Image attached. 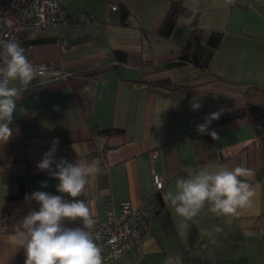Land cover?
Here are the masks:
<instances>
[{
	"label": "crops",
	"instance_id": "obj_1",
	"mask_svg": "<svg viewBox=\"0 0 264 264\" xmlns=\"http://www.w3.org/2000/svg\"><path fill=\"white\" fill-rule=\"evenodd\" d=\"M106 1L73 10L63 0L70 12H88L96 22L25 37L36 60H58L71 75L30 86L17 101L12 137L0 142V264H24L16 228L39 207L26 195H61L59 181L36 167L55 138L57 159L95 162L101 169L77 198L93 218L105 217L108 195L116 209L125 201L144 202L151 215L141 238L103 264H164L176 255L182 264H264V251L255 261L250 251L264 250V134L258 137L245 117L209 126L218 140L196 130L211 113L242 107L247 86L264 89V0H182L189 13L178 16L168 37L157 32L173 0ZM210 32H221L213 51ZM116 50L126 53L125 61L117 60ZM163 77L186 86L169 90L152 83ZM193 97H200L198 111L191 110ZM202 166L250 168L255 196L239 217L216 216L206 206L185 230L174 210L159 206L152 170L164 182L163 198L178 177Z\"/></svg>",
	"mask_w": 264,
	"mask_h": 264
},
{
	"label": "clouds",
	"instance_id": "obj_2",
	"mask_svg": "<svg viewBox=\"0 0 264 264\" xmlns=\"http://www.w3.org/2000/svg\"><path fill=\"white\" fill-rule=\"evenodd\" d=\"M36 77L37 69L25 50L14 40L0 39V142L3 144L13 135L9 125L13 122L17 101ZM14 81L20 86L13 85ZM190 106L191 110L198 111L200 97H193ZM219 116L220 112L206 116L196 126L197 132L218 140V134L210 131L209 125ZM58 145L59 139H53L36 167L59 181L56 190L61 195L44 191L26 195L25 200L35 201L39 207L28 211L16 228L15 239L18 247L24 249V264H103V248L92 231L95 220L85 200L77 199L84 195L89 178L98 175L101 169L95 162L57 159ZM253 176L250 168L242 166L215 171L202 166L187 177H178L174 189L167 190L163 199L182 218L185 230L206 206L216 216L239 217L243 210L252 207L255 190L249 180ZM42 187H47V183L43 182ZM64 194L71 199H65ZM66 221H79L80 226H67ZM214 231L221 233L223 229L217 226ZM164 264H182V256L166 257Z\"/></svg>",
	"mask_w": 264,
	"mask_h": 264
},
{
	"label": "built area",
	"instance_id": "obj_3",
	"mask_svg": "<svg viewBox=\"0 0 264 264\" xmlns=\"http://www.w3.org/2000/svg\"><path fill=\"white\" fill-rule=\"evenodd\" d=\"M117 5L112 4L111 9ZM96 20L88 12H70L63 0H0V39L16 41L24 50L29 60L37 69V77L31 84L63 82L71 75L58 60H36L35 46L26 43L29 34H45L50 29H61L68 24H92ZM61 47L66 48V41H60ZM116 148H106V152ZM152 180L155 190L163 187L159 173L152 170ZM92 229L99 237L97 243L103 248L106 260H116L132 243L139 240L149 228L151 215L146 204L122 202L116 209L113 198L108 195L105 199V217L95 219ZM75 226H80L76 221ZM74 226V227H75Z\"/></svg>",
	"mask_w": 264,
	"mask_h": 264
},
{
	"label": "trees",
	"instance_id": "obj_4",
	"mask_svg": "<svg viewBox=\"0 0 264 264\" xmlns=\"http://www.w3.org/2000/svg\"><path fill=\"white\" fill-rule=\"evenodd\" d=\"M121 9L124 12V15H127L128 11L126 10V6L121 5ZM188 13L189 11L184 6L182 0H173L158 29L157 32L158 35H160L161 37H168L172 28L175 26L177 22L178 16L187 15ZM193 21L192 24L194 23ZM196 35L197 33L194 31V36ZM220 37H221V32H210L208 38L210 50L213 51L217 47ZM115 55L119 62H123L126 59V53L122 50H116ZM152 83L155 85H160L169 90L179 89L186 86L181 82L173 81L168 77L155 79L152 81ZM244 117L247 118V120L252 124L256 135L258 137H262L264 134V89L263 88L252 85L247 86L243 93V106L236 110L220 113L219 119L212 121V123L209 126L219 123H224L230 120H235L238 118H244ZM104 131H106V133L114 132L111 129H106ZM160 190H156V195L159 206L163 207L166 204L160 194Z\"/></svg>",
	"mask_w": 264,
	"mask_h": 264
},
{
	"label": "rangeland",
	"instance_id": "obj_5",
	"mask_svg": "<svg viewBox=\"0 0 264 264\" xmlns=\"http://www.w3.org/2000/svg\"><path fill=\"white\" fill-rule=\"evenodd\" d=\"M108 1H110V0H108ZM108 1H106L107 4L110 3ZM64 2L66 4V6L69 7V9L71 8L73 10H75V9L77 10V9H79L77 7H82L81 9L86 10L85 8L90 7V6H102L104 3V0H64ZM65 26H67V25H65ZM250 251H251V258L253 261H255V260L260 259L258 251H261V254H262V251H264V250L257 248L255 250L251 249ZM113 262H115V261H112V263ZM251 263H253V262H251Z\"/></svg>",
	"mask_w": 264,
	"mask_h": 264
}]
</instances>
